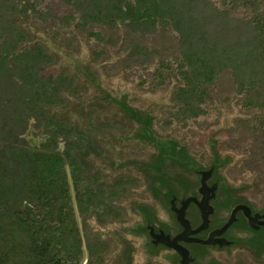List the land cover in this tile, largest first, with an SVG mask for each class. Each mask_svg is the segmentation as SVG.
<instances>
[{"label": "trees", "instance_id": "16d2710c", "mask_svg": "<svg viewBox=\"0 0 264 264\" xmlns=\"http://www.w3.org/2000/svg\"><path fill=\"white\" fill-rule=\"evenodd\" d=\"M213 4V0H0V120L9 123L0 121V141L6 137L57 149L64 155L0 142V264H109L116 246L95 231L94 222L104 225L116 219L112 214L120 204L107 203L108 193L122 201L135 195L134 191L144 184L132 174L119 176L113 187H99L88 178L90 166L72 147L77 140H63L70 136L67 129L77 124L57 112L56 96L68 91L81 95L87 89L66 69L57 75L44 71L56 57L44 49L38 33L47 32L54 23L55 30L67 39L70 27L92 22L109 28L124 26L153 32L173 27L180 57L156 63L151 72L153 86L169 89L175 82L170 103L165 107L167 123L178 122L185 129L197 124L201 128L199 121L208 115L209 101L217 90L222 69L233 63L234 69L243 72L251 65L264 71V0H221L219 5ZM248 9L256 15L255 23L252 17H237ZM149 53L147 48L134 44L133 54ZM238 77L244 107L256 116L243 128L238 123L232 131L233 141L240 143L249 131L264 130V97L257 96L260 92L255 78L240 73ZM262 79L264 84V74ZM119 103L129 117L143 123L131 138L147 142L154 139L153 135L159 136L151 115ZM86 116L92 118L94 114L90 111ZM32 121L33 128H42L51 136L54 130L61 131H56L47 143L33 131L26 138L21 137ZM86 137L92 138L91 134ZM165 139H157L166 145H159L164 148L159 151L171 152L178 141L169 135ZM159 157L158 153L148 162L132 160L123 165L138 163L150 169V176L144 180L150 179L153 185L169 173L163 170L166 168ZM230 172L234 178V167ZM227 181L235 189H220L213 202L216 210L223 206V210L233 211L239 204H248L254 212H262L264 206L250 198L248 189L237 187L228 177ZM243 217L241 229L256 246H252L251 256L237 252L226 261L264 264V230H254ZM217 252L224 258L223 253H229Z\"/></svg>", "mask_w": 264, "mask_h": 264}, {"label": "rangeland", "instance_id": "374dc122", "mask_svg": "<svg viewBox=\"0 0 264 264\" xmlns=\"http://www.w3.org/2000/svg\"><path fill=\"white\" fill-rule=\"evenodd\" d=\"M220 1L213 0V5H219ZM237 17H252L254 23L256 22V15H253L251 9ZM54 25L55 23L53 28L47 27V32L38 33L44 49L56 57V61L52 64L50 61V66L44 71L57 75L61 69H66L87 89L86 92L82 91L81 95L77 91H68L66 95L56 94L57 112H62L66 119H71L77 124L73 129H67L70 136L66 139L63 137V140H77L76 146L74 141L72 142V147L80 154L84 164L90 166L86 174L99 187H113L115 180L124 174L135 175L144 181L143 186L134 191L135 195L124 197L122 201L118 197H110L108 193L107 203L114 201L120 204V207H116L115 214H112L116 219L104 225L94 222L95 231L116 246V253L109 264H181L177 257H174L175 252L172 249L151 243L146 225H156L157 231L164 229L166 233L173 235L182 233L184 228L178 223L174 209L171 211L170 208L173 196H189L197 192L202 185V175L194 173L184 161L194 159L204 169L216 165L209 183H219L220 189L224 186L232 187L227 177L233 182L230 169L234 167L233 184L248 189L246 192L250 194V198L258 205L264 206V130L249 131L240 143L232 139V131L238 123L243 128L244 124L256 119V116L244 107L238 74H248L256 79L255 87L260 92L257 96L261 99L264 97V84H261L263 69L253 68L251 65L243 72L234 69L233 63L227 65L219 74L216 92L211 95L208 115L199 121L202 127L196 124L185 129L178 122L174 125L166 122L165 107L170 103L175 82L169 89L155 88L151 74L158 61H175L180 57L173 27L153 32L144 29L131 30L124 26L109 28L107 25L92 22L81 27H70L67 39L63 33L55 30ZM94 34H99L102 38L98 39ZM134 44L147 48L150 53L133 54ZM119 102H125L151 115L154 118V129L159 136L153 135L154 139L147 142L131 138L143 123L129 117ZM90 111L94 114L92 118L86 116ZM33 123L34 121L29 124V129L21 134V137L26 138L28 133L33 131L47 143L56 131H61L56 129L51 136L42 128H33ZM2 124L9 123L3 120ZM86 134H91L92 138L88 140ZM168 135L177 139L178 143L173 146L174 151L164 153L162 151L166 145L160 144L157 139L164 140ZM0 142L2 145H16L25 149L34 146L26 142H14L6 137ZM34 148L64 156L57 152V149L37 146ZM158 153L161 155L158 159H161L166 168L163 170H168L169 173L163 179L152 183L153 185L150 179L144 180V177L150 176V169L138 163L123 165L132 160L148 162ZM235 166L239 169L235 170ZM69 180L72 184L71 177ZM72 194L77 206L73 188ZM223 208L222 206L218 210L215 209L218 214H212L213 210L211 211V217L218 218L215 222L221 223L222 219L227 217L228 221L231 218L230 209ZM190 209L198 210L195 205H191L189 214ZM242 214L245 213L238 212L235 217L232 215L235 220L238 218V221L234 220L235 223L231 224L233 231L229 230L224 234L230 245L221 249L223 252H229L223 253L225 258L220 257L217 246H207L206 249L198 247L197 251L203 258L195 259L191 264H227V258L232 259L240 252L242 255L251 256L252 246H256V243L249 239V234L244 228L241 229L245 223ZM195 221L198 222L199 219ZM215 225L216 223H212L210 228ZM116 241L119 242L118 245ZM192 249L194 252L196 247Z\"/></svg>", "mask_w": 264, "mask_h": 264}, {"label": "water", "instance_id": "95a60500", "mask_svg": "<svg viewBox=\"0 0 264 264\" xmlns=\"http://www.w3.org/2000/svg\"><path fill=\"white\" fill-rule=\"evenodd\" d=\"M183 163L188 164V166L192 169L194 173L202 175V178H201L202 185L198 189L197 192L195 191L194 193H191L189 194V196L187 195L186 197L183 196V198H186V199L182 201L179 205L176 204L174 200H172L170 204L171 211H173L174 209L178 223L182 225V227L184 228L181 234L176 235L174 238H171L168 235L167 238L169 242H161L160 231L164 235H167V234L163 233V230L161 229L157 231L156 225H152V226H150V224L146 225L147 230L150 235L151 243L153 245L157 246V245L164 244L167 247L172 248L173 250L177 252V254L181 255L182 257L181 264H189L190 258L188 257L190 253L184 247V245L181 244V242L191 243V245H193L194 247H196V243L201 244V245H207L209 247L217 246V249L219 250H221L223 247H227L229 243L226 240V237L224 236V234L226 235L229 232V230L231 229L230 228L231 224L238 221V219L235 220L233 217H235L239 211H243L245 213V216L248 219L250 226L254 230L263 231L264 229V209L262 210V212H254L252 207L248 204H242L238 206L236 209H234L232 213L233 217L231 216V218H229L228 221L226 220L227 219L226 217L224 218L225 219L224 223L215 222L216 220H218V218L215 216L213 219L211 216L212 214H214V212L218 214V212L215 211L216 208H214L213 202L217 199L218 193H220V188H219L220 185L219 183H216V182L209 183V181L214 175L216 165L213 167L212 166L209 167V169H204L203 166L198 161H195L194 159H192L191 161H187V162L184 161ZM173 197L176 199L178 196H173ZM191 204L198 205L201 208V210H202V206L204 207V209H207V207H209L210 210L211 208L213 210L212 214H211L212 210L210 211V213L206 211L204 223L206 227H208V225L209 227H211L212 223H216V225L213 226L214 228L210 231L209 236L205 240L201 238L202 237L201 235L195 236V234H198L199 232L202 231L203 227L202 228L199 227L196 230H193L190 221L186 219L187 209ZM152 229L153 231L151 232L150 230ZM194 252H197V249H195ZM201 257L202 256L200 254H198L196 257L193 256L192 263L196 261L195 260L196 258L200 260Z\"/></svg>", "mask_w": 264, "mask_h": 264}, {"label": "flooded vegetation", "instance_id": "af4514ba", "mask_svg": "<svg viewBox=\"0 0 264 264\" xmlns=\"http://www.w3.org/2000/svg\"><path fill=\"white\" fill-rule=\"evenodd\" d=\"M231 173V172H230ZM231 178H233V173H231V176H230ZM234 179V178H233ZM186 198H179V197H177L176 199L173 197V199L172 200H174L175 202L176 201H178V205L182 202V201H184ZM191 205H195V204H191ZM190 205V206H191ZM239 205H242V204H239ZM239 205H237V206H239ZM190 206L188 207V209H187V213H186V219L187 220H189L190 221V223H191V226H192V229L193 230H196L197 228H199V227H203V229H202V231L201 232H199L198 234H195V236H198V235H200L201 234V238L202 239H207V237L209 236V233H210V231L213 229V228H210L209 227V225H208V227H206L205 226V223H204V219H205V215L203 214V212H202V210H201V208L198 206V205H195L197 208H198V210L197 209H190V214H189V208H190ZM236 206V207H237ZM235 207V208H236ZM234 208V209H235ZM233 209V210H234ZM211 210H212V208H211ZM210 209H209V207H207V209H206V211L207 212H209L210 213V211H211ZM200 212V213H199ZM239 212H243V211H239ZM232 213H233V211L231 210L230 212H229V215L231 214V216H232ZM244 213V212H243ZM200 214H201V216H200ZM245 215V214H244ZM230 216V217H231ZM199 219V221L198 222H196L195 220H198ZM238 219V218H237ZM202 220V221H201ZM200 223V224H199ZM195 225V226H194ZM182 226V225H181ZM161 230H163V233H165V234H167V235H164V234H162V232L160 231V235H161V242H169V240H168V238H167V236L169 235L171 238H174L175 236H176V234L175 235H173L172 233H166L165 232V230L164 229H161ZM184 230V229H183ZM204 232H206L205 234H204ZM198 238V237H197ZM165 239H167L168 241H166ZM116 242H118V241H116ZM119 243V242H118ZM181 244H183L184 245V247L189 251V253H190V255H189V257L188 258H190V263L189 264H191L192 263V257L194 256V257H196L199 253H198V251L197 252H192L193 251V249H192V247H194L193 245H191V243H182L181 242ZM164 244H162V246H163ZM164 247H166V248H168V249H172V248H169V247H167L166 245H164ZM203 248V249H206L205 247H207V245H201V244H198V243H196V249L197 248ZM121 250V254L123 255V253H122V249H120ZM173 250V249H172ZM174 252H175V255H174V257H177L176 259L177 260H179V262L181 263L182 262V257H181V255L180 254H177V252L175 251V250H173ZM191 253H192V255H191ZM196 259H198V258H196ZM227 262V264H229V262L228 261H226Z\"/></svg>", "mask_w": 264, "mask_h": 264}, {"label": "bare ground", "instance_id": "6f19581e", "mask_svg": "<svg viewBox=\"0 0 264 264\" xmlns=\"http://www.w3.org/2000/svg\"><path fill=\"white\" fill-rule=\"evenodd\" d=\"M202 212L205 215L206 214V209H204V207L202 206ZM166 241H168L167 239H165Z\"/></svg>", "mask_w": 264, "mask_h": 264}]
</instances>
